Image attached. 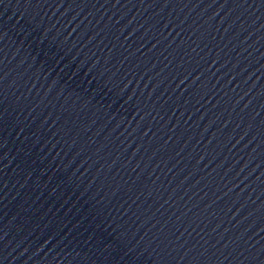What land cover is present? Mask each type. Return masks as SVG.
<instances>
[{"label":"water","instance_id":"obj_1","mask_svg":"<svg viewBox=\"0 0 264 264\" xmlns=\"http://www.w3.org/2000/svg\"><path fill=\"white\" fill-rule=\"evenodd\" d=\"M0 264H264V0H0Z\"/></svg>","mask_w":264,"mask_h":264}]
</instances>
